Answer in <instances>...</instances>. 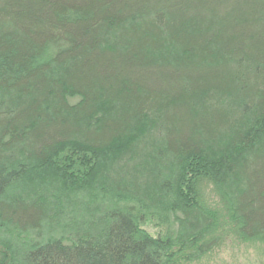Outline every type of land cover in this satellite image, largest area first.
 I'll list each match as a JSON object with an SVG mask.
<instances>
[{
  "label": "trees",
  "instance_id": "obj_1",
  "mask_svg": "<svg viewBox=\"0 0 264 264\" xmlns=\"http://www.w3.org/2000/svg\"><path fill=\"white\" fill-rule=\"evenodd\" d=\"M0 99V264L264 243V0H0Z\"/></svg>",
  "mask_w": 264,
  "mask_h": 264
},
{
  "label": "rangeland",
  "instance_id": "obj_2",
  "mask_svg": "<svg viewBox=\"0 0 264 264\" xmlns=\"http://www.w3.org/2000/svg\"><path fill=\"white\" fill-rule=\"evenodd\" d=\"M151 142L152 143L154 142L153 135L148 134V136L145 137L143 140H137L135 143L136 147L133 148L136 150L137 154L141 152L148 154L149 160H151L150 154L151 152H153L152 149H148V150L144 149L146 148L144 146L146 144H150ZM127 153L128 152H125V154L110 161L112 163L110 165L109 170L108 171L101 170V172L99 173V177L106 176L110 182H114L115 180H118L120 178L122 179L123 177L121 176L122 172L119 169V162L121 159L127 156ZM116 163L117 165L114 167ZM158 164L160 170H156V173L158 174V176H160V171H162L164 167L163 172L165 173L169 167V164H167L166 161L159 162ZM131 175L123 178L125 179V185L127 186L130 185V183L132 182ZM41 178H44V175H41L39 173L37 176L34 177V179L36 180ZM231 183L232 182H230V184ZM136 185H137L136 187H140L139 184ZM205 191L209 193V197L213 202L214 198L211 194L210 188L206 186ZM147 229H149V227H147ZM192 264H264V243L263 242L248 243V242H241L239 240L232 242V240L230 239L228 243L224 242V244H221L220 247L215 248L210 255H207L203 257L201 260L194 262Z\"/></svg>",
  "mask_w": 264,
  "mask_h": 264
},
{
  "label": "bare ground",
  "instance_id": "obj_3",
  "mask_svg": "<svg viewBox=\"0 0 264 264\" xmlns=\"http://www.w3.org/2000/svg\"><path fill=\"white\" fill-rule=\"evenodd\" d=\"M234 79H235V82L237 83V85L239 83L238 80L242 81L241 76H237L236 78L234 77ZM223 103L224 102L221 101V102L216 103V105L221 107V105H223ZM6 106L7 105L4 102V100L0 99V113L5 110ZM227 110L232 111L233 109L227 108ZM223 112H224V110H223ZM164 118L165 117H162V115L158 114L156 116H152L150 119L145 120L144 124L141 127H139V130L136 131V133L132 136V138L135 136V138L139 139V138H142L144 136V134H151L155 137H161L162 133L164 132V129H166V122H165L166 119H164ZM228 118L233 119V115L228 114ZM132 138H131V141H132ZM262 139H264V138H262ZM262 142H264V141H262ZM117 151L122 152V151H125V149H118ZM166 157H167V155L166 156H160L159 154L156 155V158L158 160L159 159H165ZM108 162H110V161H108ZM102 180H103V183H105V187H107V188L112 187L113 183L107 184V181L105 179H102ZM116 184L125 185V181H119ZM81 209L84 210L81 207L80 210L78 211L79 213H80ZM92 209H95V206H93Z\"/></svg>",
  "mask_w": 264,
  "mask_h": 264
}]
</instances>
